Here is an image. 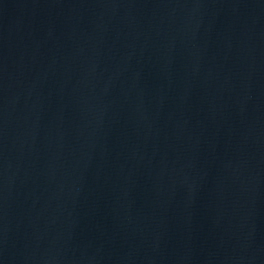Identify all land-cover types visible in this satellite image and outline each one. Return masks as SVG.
I'll list each match as a JSON object with an SVG mask.
<instances>
[{
  "label": "water",
  "instance_id": "obj_1",
  "mask_svg": "<svg viewBox=\"0 0 264 264\" xmlns=\"http://www.w3.org/2000/svg\"><path fill=\"white\" fill-rule=\"evenodd\" d=\"M0 264H264V0H0Z\"/></svg>",
  "mask_w": 264,
  "mask_h": 264
}]
</instances>
